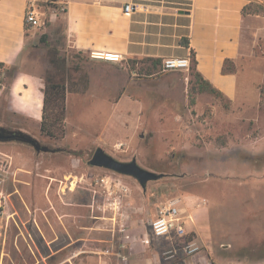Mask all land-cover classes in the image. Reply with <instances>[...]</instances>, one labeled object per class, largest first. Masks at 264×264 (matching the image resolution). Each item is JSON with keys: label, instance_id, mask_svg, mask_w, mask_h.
Instances as JSON below:
<instances>
[{"label": "rangeland", "instance_id": "1", "mask_svg": "<svg viewBox=\"0 0 264 264\" xmlns=\"http://www.w3.org/2000/svg\"><path fill=\"white\" fill-rule=\"evenodd\" d=\"M258 24L240 61L246 85L252 82L259 93L257 100L249 93L232 102L197 92L189 70L160 68L147 74L141 70V60L93 59L62 47L59 35L31 44L15 68L36 74L43 83L63 75L64 109L59 117L56 101L49 99L46 115L54 128L47 135L0 103V126L27 132L53 149L36 155L29 145L18 144L16 151L0 143V151L12 162L0 183L7 203L0 221V264H8L13 249H48L41 235L30 238L25 231L29 228L25 220L36 208L28 201L36 203L39 190L47 202V198L74 197L91 203L78 219L83 225L98 220L95 224L102 230L75 228L73 234L109 233L108 239L109 228L115 229L120 219L131 225L132 232L144 229L149 234L148 219L158 206L175 200L185 215L193 217L187 219L188 235L199 251L186 256L179 245L157 238L148 247L154 246L157 264H191L188 258L195 257L204 264H223L227 258L264 261V22ZM35 31L39 38L42 29ZM8 81L5 72L0 82L5 86ZM97 146L119 160L135 157L141 166L165 175L149 181L143 191L129 176L88 165ZM30 167L36 180H30ZM105 175L127 187L121 205L111 204L108 210L102 206L107 202L103 187L95 183ZM57 212V207L50 208L51 221ZM90 215L116 217L99 220ZM44 235L52 237V229ZM86 244L85 248L104 245ZM56 246L51 244L52 249Z\"/></svg>", "mask_w": 264, "mask_h": 264}, {"label": "crops", "instance_id": "2", "mask_svg": "<svg viewBox=\"0 0 264 264\" xmlns=\"http://www.w3.org/2000/svg\"><path fill=\"white\" fill-rule=\"evenodd\" d=\"M29 1L36 3L40 15L51 23L47 25L46 22L45 26L39 27L42 29L40 36L59 35L64 48L87 55L90 51H105L123 58L150 57L159 60L166 57L190 59V52L193 51L196 70L225 98L233 102L249 93L255 100L258 99L259 93L252 82L249 86L244 81L240 61L248 46L249 36L252 40L261 25L258 23L264 22V12L243 13L242 9L249 3L264 6V0H66L65 9L61 12L58 9L55 12L53 5H45L47 0H0V62L4 64L0 76L5 75L7 68L15 67L27 53V48L37 39L40 40L35 31L37 28L29 27L24 22ZM126 3H132L134 10L125 12L123 7ZM56 4L60 5L58 2ZM184 37L188 40L187 46L181 43ZM225 59L232 62L233 71L222 72ZM1 84L2 106L39 127L44 98L43 80L36 74L16 69L6 83V89ZM0 143L16 151L18 144H22L16 141ZM40 153L49 152H35L36 155ZM28 171L31 172L30 180H36L31 167ZM36 195V203L33 204L32 199L28 201L29 206L35 205L36 208L31 217L25 220L30 228L25 231L30 238L41 235L48 249H13L14 256L9 253L8 264L116 263L115 257L106 254L104 249L110 240L109 233L106 237L73 234L75 228L94 232L102 230L96 225L98 220L92 225H83L78 219L91 203L84 204L74 197L47 198V202L40 197V190L36 191ZM54 207L58 209L57 219L51 221V213L48 212ZM179 208L185 213L181 206ZM90 217L101 220L98 216ZM189 225L186 222L187 228ZM49 228L53 232L50 238L44 235V232H50ZM144 232L148 233L141 229L138 234ZM60 238H63L61 243ZM90 241L104 245L85 248L86 242ZM55 242L57 246L52 249L51 244ZM165 242L173 243L169 239H165ZM151 245L135 243L125 249L126 264H157L154 246L148 248ZM138 247L141 249L137 250ZM188 259L191 264H204L202 258ZM224 260L223 264H264V261L244 263L230 258Z\"/></svg>", "mask_w": 264, "mask_h": 264}, {"label": "built area", "instance_id": "3", "mask_svg": "<svg viewBox=\"0 0 264 264\" xmlns=\"http://www.w3.org/2000/svg\"><path fill=\"white\" fill-rule=\"evenodd\" d=\"M49 2L59 3L58 8L54 9L55 12L58 9L60 12L65 9L66 0H47ZM57 1V2H56ZM135 6L132 3H126L123 7L125 12L133 11ZM38 12V5L33 1H29L24 14V22L29 27L39 28L46 24V20L43 15ZM89 56L93 59L100 60H112L118 61L122 59L121 55L115 53H106L105 51H90ZM190 66V59L188 57H166L161 60L162 71L172 70H184L188 71ZM2 90V84L0 82V95ZM11 157L0 151V183L4 181L3 173L8 172L11 166ZM7 166V167H6ZM95 183L103 187L107 205L104 202L103 209L107 210L113 207L121 205L123 197L126 196L127 187L120 181V179L112 176L105 175L95 179ZM111 199V200H109ZM7 205L2 189H0V221L5 213V206ZM103 210V211H104ZM100 218L115 219L116 216H99ZM192 220L191 215H185L179 208L178 203L175 200H168L165 203L158 206L154 215L147 221L149 234H138L131 231L130 226L125 219L116 221V227L109 228L111 232V238L107 241V245L104 247L105 253L115 257L116 263L114 264H126L127 256L123 253L125 249L129 248L135 243H140L144 246L152 244V239L165 238L169 239L173 243L179 245L182 252L186 256H192L199 251V246L193 242L188 241L181 244L180 242L188 235L186 222ZM170 252V251H167ZM207 264H216L211 261H207Z\"/></svg>", "mask_w": 264, "mask_h": 264}, {"label": "trees", "instance_id": "4", "mask_svg": "<svg viewBox=\"0 0 264 264\" xmlns=\"http://www.w3.org/2000/svg\"><path fill=\"white\" fill-rule=\"evenodd\" d=\"M45 5H53L54 7H58V5L55 2H49L47 1L44 3ZM243 13L247 12H259L262 11L264 12V6L262 5H257L256 3H249L245 5L242 9ZM27 25V24H26ZM28 26V25H27ZM42 36H40V39ZM181 43L185 46L188 45V40L187 38H182ZM132 62H137L138 60H141L143 63V67L141 70L145 71L147 74L154 73L155 71L159 70L161 67V60L155 59V58H131L130 59ZM55 60H51V63L55 64ZM4 64L0 62V71L3 69ZM234 70V67L232 65V62L228 59H225L223 62L222 66V72H231ZM7 76L11 78L16 71L15 67H9L6 70ZM189 75L192 77V83L193 87L196 89L197 92H205L213 96H218V97H223V94L216 89L214 86H212L207 80L203 79L201 74L196 70V60H195V55L193 51L190 52V66H189ZM65 91H66V84L64 80V76H60L58 80L53 81L51 78H46L44 81V89H43V109H42V118L40 122V132H43L47 135H51V129L54 128V124L52 121L47 119L46 111L48 107V102L51 100L56 101V104L58 106L57 112L59 113V117L62 115V111L64 109V96H65ZM227 99V98H225ZM228 100V99H227ZM62 119V118H60ZM192 238L190 235H187L183 241L180 243H186L188 241H191Z\"/></svg>", "mask_w": 264, "mask_h": 264}, {"label": "water", "instance_id": "5", "mask_svg": "<svg viewBox=\"0 0 264 264\" xmlns=\"http://www.w3.org/2000/svg\"><path fill=\"white\" fill-rule=\"evenodd\" d=\"M16 141L33 147L36 153L40 151H48L47 145L41 144L35 137L22 130H13L0 126V142ZM87 164L96 168L110 171L119 176H129L135 179L142 190L146 189L149 181L157 180L165 174L155 172L141 166L135 157L130 160H119L106 152L101 146H97L91 157L87 160Z\"/></svg>", "mask_w": 264, "mask_h": 264}, {"label": "flooded vegetation", "instance_id": "6", "mask_svg": "<svg viewBox=\"0 0 264 264\" xmlns=\"http://www.w3.org/2000/svg\"><path fill=\"white\" fill-rule=\"evenodd\" d=\"M48 152H53V149H49ZM54 152H55V150H54Z\"/></svg>", "mask_w": 264, "mask_h": 264}]
</instances>
